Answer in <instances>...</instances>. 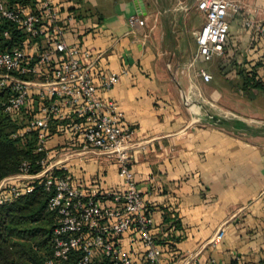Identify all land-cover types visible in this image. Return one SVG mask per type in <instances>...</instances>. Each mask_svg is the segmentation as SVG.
I'll use <instances>...</instances> for the list:
<instances>
[{
    "label": "crops",
    "instance_id": "0c3cea01",
    "mask_svg": "<svg viewBox=\"0 0 264 264\" xmlns=\"http://www.w3.org/2000/svg\"><path fill=\"white\" fill-rule=\"evenodd\" d=\"M52 1L67 42L95 59L97 86L99 72L126 70L97 94L115 102L132 130L129 167L154 219L162 264H264V90L244 86L242 71L258 62L264 87V35L257 30L264 0H234L239 8L227 14L223 53L210 60L194 58L205 21L197 0ZM131 14L139 22L130 25ZM70 116L63 121L77 119ZM46 147L50 163L77 183L123 188L114 154L84 149L77 132H55ZM122 241L138 257L136 234Z\"/></svg>",
    "mask_w": 264,
    "mask_h": 264
},
{
    "label": "built area",
    "instance_id": "2783aa9c",
    "mask_svg": "<svg viewBox=\"0 0 264 264\" xmlns=\"http://www.w3.org/2000/svg\"><path fill=\"white\" fill-rule=\"evenodd\" d=\"M196 7L204 13L205 21L196 32L194 58L210 60L223 53L227 14L239 5L234 0H197ZM139 20L137 14L128 17L130 25ZM3 21L20 35L10 46L0 45V89H9L3 109L16 118L32 101L31 94L36 95L35 111L13 136L22 138L35 132L34 151L44 152V156L38 160V171H28L29 163L23 161L18 172L0 180V203L32 191L35 185L49 192L47 209L54 213L55 221L52 252L44 264H91L101 257L108 264H162L154 219L129 167L125 148L132 130L122 124L115 102L97 94L98 88L113 86L126 70L99 72L97 86L91 72L95 59L90 60L88 49L67 42L64 18L52 0H16L12 4L0 0V23ZM257 30L264 35V24L257 25ZM10 33L8 28L2 31L4 37ZM198 75L205 81L212 78L202 67ZM70 115L77 119L64 122ZM63 130L77 132L84 149L114 154L123 188L105 189L97 184L87 188L77 183L68 170L56 172L63 168L50 163L46 144L52 134ZM126 232L138 238L140 249L135 259L123 246ZM223 233L224 228H219L215 238ZM164 235L163 244H169L167 231ZM197 264L226 263L211 258Z\"/></svg>",
    "mask_w": 264,
    "mask_h": 264
},
{
    "label": "trees",
    "instance_id": "16d2710c",
    "mask_svg": "<svg viewBox=\"0 0 264 264\" xmlns=\"http://www.w3.org/2000/svg\"><path fill=\"white\" fill-rule=\"evenodd\" d=\"M13 0H8L12 4ZM8 28L11 36L4 37L2 31ZM19 32L9 22L0 23V45L10 46L19 40ZM256 63L244 66L243 84L252 82L264 90L263 81L256 77ZM9 95L8 88L0 89V180L20 170L23 161L29 163L28 171L41 168L38 160L44 152H35L36 135L31 131L24 137H15L13 133L29 118L38 105L36 95L22 109L21 115L13 118L4 111L3 102ZM54 123L52 124L53 127ZM64 169H55L62 172ZM49 192L41 185H35L30 192H25L11 201L0 203V264H44L45 258L52 252L51 232L55 215L47 209ZM91 264H108L106 258L95 259ZM232 264H237L234 261Z\"/></svg>",
    "mask_w": 264,
    "mask_h": 264
},
{
    "label": "rangeland",
    "instance_id": "374dc122",
    "mask_svg": "<svg viewBox=\"0 0 264 264\" xmlns=\"http://www.w3.org/2000/svg\"><path fill=\"white\" fill-rule=\"evenodd\" d=\"M216 60V59H215ZM215 106H214V108H219V106H217V104H214ZM218 114V113H217ZM213 118H215V119H219V118H217V115H214L213 116Z\"/></svg>",
    "mask_w": 264,
    "mask_h": 264
},
{
    "label": "water",
    "instance_id": "95a60500",
    "mask_svg": "<svg viewBox=\"0 0 264 264\" xmlns=\"http://www.w3.org/2000/svg\"><path fill=\"white\" fill-rule=\"evenodd\" d=\"M139 7H142V5H139Z\"/></svg>",
    "mask_w": 264,
    "mask_h": 264
}]
</instances>
